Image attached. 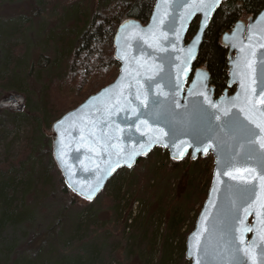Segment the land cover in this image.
<instances>
[{"label": "water", "instance_id": "95a60500", "mask_svg": "<svg viewBox=\"0 0 264 264\" xmlns=\"http://www.w3.org/2000/svg\"><path fill=\"white\" fill-rule=\"evenodd\" d=\"M224 1L227 0H221L210 13L206 25L202 23L204 16L200 12L181 21L180 17L185 9L180 8L179 4L183 0H167V5L163 0H155L145 24L132 18L121 22L112 42L113 57L119 64L116 78L55 120L50 132L52 158L61 173L64 185L73 194L89 202L102 192L108 181L119 170L133 168L139 160L146 158L156 148L166 151L170 159L176 162L188 157L194 161L210 154L213 158L210 185L194 226L185 239L184 257L190 264H196L197 259L201 260V264H226L233 243L239 244L241 238L240 232L230 234L227 228L230 221V200L236 199L238 195L234 189L229 191L228 186L235 185L238 181H233L224 175H220L218 180L217 173L231 170L225 166V162L231 154L240 150L237 144L243 141L238 140L239 134L234 133L228 126L229 121L222 112L217 113L220 116L219 120L211 119L210 113L215 112L216 109L210 108L204 97L206 96L213 103H219L221 98H224L221 106L229 109L230 113L239 114L243 119L244 113H239V108L244 107L247 112L249 105L243 102L244 93L240 87V76L233 75L234 72L238 74L243 72L244 83L255 108L264 111V104L259 102L264 97L260 95L259 89L254 96L251 93V89L256 87L252 83L256 78V72L252 69L258 71L259 62L264 58V47H261L264 45V8L246 20L237 21L231 30L221 37L222 45L228 49L227 88L222 94L215 96L214 87L210 85V76L205 68H193L209 23ZM158 4H160L159 10ZM154 16L157 17L155 22ZM197 17H199L198 29L194 36L185 42L189 27ZM126 22H132L139 27L129 26L122 29V25ZM181 23L183 30H180ZM237 25H241V28L237 29ZM149 26L152 27L151 32L148 31ZM173 29L178 31L180 37L178 40ZM233 32L236 33L234 36ZM136 34L140 37L139 40L135 38ZM226 36L228 39L225 38ZM249 36L251 40L248 39ZM194 43L192 58L186 60L188 49ZM238 58L239 67H237ZM198 72L207 74L206 79L201 77L202 83L197 80ZM122 75L123 80L120 79ZM150 78H155L156 83L150 85L148 83ZM170 81L180 86L173 89L169 86ZM116 85L119 86L114 87ZM229 90L232 92L229 93ZM202 92L204 96L200 95ZM237 93H241V101L238 102L239 106L234 108L228 101ZM137 95L139 99L136 98ZM18 99H21V96H9L5 102L14 103ZM154 100L160 103L154 104ZM141 102L147 105V108L142 109L146 113L161 112L162 115L158 120L148 114L141 116L140 119L147 121V124L137 121L136 126L139 131L133 129L132 136L128 139L125 120L134 119L131 116V109H140ZM200 104H203L208 111L202 110ZM21 108L22 104L19 106V109ZM115 108L123 111L116 112ZM106 109L113 114L108 115ZM256 118L260 119L258 115ZM60 121H63V124L58 123ZM217 124L221 127L216 128ZM117 126L124 131H117ZM107 136L119 137L111 140L112 144L117 145V149L103 150V145L108 142ZM208 136L212 139H206ZM156 137L161 138L159 143L150 142V138L154 141ZM209 145L212 147H209L205 154L203 148ZM117 150L120 151L119 167L115 164ZM132 152L138 154L125 163L127 155ZM109 153H112L111 158ZM218 159L221 161L219 165ZM109 161L112 162L115 170L105 174L103 169L107 167ZM236 167L256 168V165L238 163ZM259 174L257 169L256 173L247 175L251 179ZM98 176H103V179L91 200L73 191V187L87 190L89 185L95 186ZM254 182L257 184L261 200H264L262 182L259 180ZM214 188L216 191H213ZM258 207L257 204L253 208V215L247 217L248 226L254 224V212ZM240 215L243 217V210ZM198 232L200 234L197 236ZM254 235V232L244 234L245 244L241 247L251 244ZM197 241L200 245L199 250L195 247ZM205 251L208 255H205Z\"/></svg>", "mask_w": 264, "mask_h": 264}, {"label": "trees", "instance_id": "16d2710c", "mask_svg": "<svg viewBox=\"0 0 264 264\" xmlns=\"http://www.w3.org/2000/svg\"><path fill=\"white\" fill-rule=\"evenodd\" d=\"M71 1L56 0V4H51L52 6H49L50 4L46 3L45 0L31 1L30 15L33 18L38 17L41 11L45 9L47 11L48 9L55 10L58 7L66 8L73 4L69 3ZM154 3L155 0H118L100 7L87 19L82 17L78 20V29L74 33L75 35L70 36V39L67 37L62 44L59 42L62 48L46 50L44 53L39 52L36 54V59L32 62L28 73H33V70L36 71V75L39 76L40 81L43 83L45 88L43 102L41 108L39 107L38 110L31 111L28 115L31 119L32 130L24 151L15 160L6 159L0 164V264H9L10 262L8 256H10V247L12 245L5 246L3 244V241L6 240L4 236L5 230L8 227L16 226L23 222H32L34 219L33 213L26 208L24 202L25 197H27L26 194L31 192L34 187L40 191H44L47 195H51L54 192V184H57L63 196L69 198L72 204H75L76 201H82L75 197L64 185L61 173L52 156L48 158L46 163L42 161V155L38 154V152L39 150L42 151L43 144L41 141H38L40 139L38 137L45 134L44 129L48 132L50 125L64 113L77 107L87 97L98 92L116 78L119 64L113 57L114 49L112 42L117 27L121 22L129 18L145 24L149 19ZM263 8L264 0H227L220 5L213 15L204 34L193 68L203 67L207 70L210 76V85L215 90V96H219L227 88L228 49L221 43L222 34L229 31L237 21L254 16ZM198 22L199 18H196L191 23L185 39L186 42L196 33ZM8 48L10 50H6L4 57L6 58L5 68L8 71L10 69V72L0 77V92L6 87L22 91L20 90L16 69H22L20 60L23 57H27L26 49L23 44H10ZM8 51L11 55L7 54ZM61 58L63 59V64H57V59L61 61ZM229 92L231 93L232 90H229ZM10 95L3 96V98ZM5 113L8 114L7 111H3L2 115ZM21 115L27 116L24 113H21ZM49 155L51 153H48ZM165 156L168 158L171 167H177L182 163V161L176 162L171 160L168 153ZM149 158L150 155L145 159H141L135 167L148 161ZM188 162L191 166L200 163L203 168H208L212 171L213 158L211 155L195 161L188 159ZM128 171L127 169L120 170L109 180L104 190L96 199L88 203L91 204L96 202V200L98 201L108 189L111 190L109 194L112 195V207L114 206L115 210L125 199V194H129L131 200H135L132 183L127 182L124 190H122L124 186L122 184L123 176ZM187 174L188 171L185 172V177ZM21 176L23 179L21 182H18L17 180ZM146 176L143 172V177ZM210 178L211 174L208 177L204 191L197 193L190 188L187 190V193L184 192L189 186L179 191L180 197L186 194L183 208L170 207L165 212V216L160 217L159 220L155 219L156 222L149 220V224H146L147 226H143L140 222V226L143 229L147 228L140 233V235H143V239L148 229L152 230L149 236L151 235L153 239L144 242L143 246H141L143 241H133V244L127 246L125 251L126 256L138 255L142 257L145 254V258H148L146 256L153 251L155 252V249L158 248L156 251H159V254L155 264H180L181 261L189 264L184 257L185 244L181 230L187 220L190 208L194 206L192 196L196 197V203H200L194 215L196 219L205 200ZM131 205V202H127L123 208V210L127 207L129 209L123 220L124 233L127 220L133 217ZM66 213L68 212H57V226L61 227L60 223ZM84 213L86 212L76 214L74 218V231L70 232L72 234L64 239L61 245L64 251L59 256L55 255V258L59 259V264H102V259H109L106 258L104 251H102V244H96L87 240V231H83L88 225L87 218H85V222H80V216ZM140 216H142L141 213L137 214V218L134 216L135 219H132L140 221L142 220H138ZM161 218H165L162 233L159 232V227L163 223ZM49 231L51 232V228H49ZM128 232L130 237L133 238L132 230H128ZM60 234L61 229L56 232V237ZM146 235L148 236V234ZM46 239H48L47 233L37 243V239H34L31 243L36 245L35 249L38 245L37 249L40 250L45 246ZM73 246H75L76 251L70 252ZM138 248L140 250H137ZM2 249L6 250L7 253L5 251L3 253ZM34 256L37 257L35 252ZM138 256H136V259H139Z\"/></svg>", "mask_w": 264, "mask_h": 264}, {"label": "rangeland", "instance_id": "374dc122", "mask_svg": "<svg viewBox=\"0 0 264 264\" xmlns=\"http://www.w3.org/2000/svg\"><path fill=\"white\" fill-rule=\"evenodd\" d=\"M31 1L35 0H0V77L10 72V69L8 71L5 68L6 58L4 57L6 50H10L8 48L10 44H23L27 53V57L20 60L23 70L16 69L22 91L6 87L0 92V164L6 159L15 160L24 151L32 130L31 119L28 115L31 111L41 108L43 102L45 93L43 83L36 75V71L28 73L32 62L36 59V54L62 48L60 43L62 44L67 37L70 39V36L77 32L80 18L87 19L95 10L118 0H72L69 3L73 4L66 8L58 7L55 10L48 9L49 11L43 8L45 10H42L38 17L33 18L30 15ZM45 2L49 3V6L56 4V0H45ZM7 54L11 55L9 51ZM58 63L62 65L63 59L61 58V61L57 59ZM9 94L21 96V99L15 103L5 102L7 98H3V96ZM20 104H22L21 109H19ZM3 111H7L8 114L2 115ZM21 113L27 116H23ZM50 132L51 125L48 132L44 129L45 134L38 137L40 138L38 141L43 144V149L39 150L38 154L42 155V161L45 163L52 156ZM48 153L51 155L48 156ZM166 153V151L155 149L150 154L148 161L133 167L123 176L122 190L127 182L132 183L135 200H131V196L125 194V199L116 210L114 206L112 207L110 189L105 191L98 201L91 204L70 191L75 197L82 200L72 204L69 198L63 196L57 184H54V192L51 195L34 187L31 192L26 194L27 197L24 201L26 208L34 215L33 221L8 227L4 233L6 240L3 241V244L5 246L12 245L10 256H8L9 264H59V259L55 258V255L59 256L64 251L61 245L63 240L72 234L70 232L74 231V218L79 212H86L80 216V222H85V218H87L88 225L83 230L87 231V240L102 244V251L106 258H109L102 259V264H155L159 254V251H156L158 248L155 249V252L149 253L146 256L148 258H145V254L142 257L138 255L126 256L125 254L127 246L133 244V241H143L141 244L143 246L144 242L153 239L151 235L149 236V233L152 232L149 229L146 233L148 236L145 234L143 239V235L140 233L147 228L143 229L140 222L143 226H147L149 220L156 222L155 219L159 220L160 217L165 216V212L170 207L183 208L186 194L180 197L179 191L187 186L189 188L185 189L186 193L190 188L197 193L204 191L211 174V169L203 168L200 163L191 166L188 162L189 158L183 160L177 167H171L165 156ZM186 171L188 174L185 177ZM143 172L144 175H147L146 177H143ZM22 179L21 176L17 181L21 182ZM192 201L194 206L190 208L187 220L181 230L184 244L186 236L194 226L196 209L200 206V203H196V197L192 196ZM127 202L132 203V218L134 216L137 218V214L141 213L142 216L138 220H142L128 219L124 233L123 220L129 209L127 207L123 210V208ZM63 211L68 213L64 214L60 223L61 227H59L56 225V214ZM161 221L163 223L159 227L160 233L163 231L165 218H161ZM49 228H51V232ZM59 229H61V234L56 237V232ZM128 230H132L133 238L130 237ZM45 233L48 236L45 246L39 250L37 245L35 249L36 245L31 242L37 239V243L45 236ZM1 251L6 252L3 249ZM71 251H76L75 246L70 249ZM34 252L37 257L34 256ZM136 256L139 259H136ZM180 264L186 263L181 261Z\"/></svg>", "mask_w": 264, "mask_h": 264}, {"label": "snow or ice", "instance_id": "6c2138e0", "mask_svg": "<svg viewBox=\"0 0 264 264\" xmlns=\"http://www.w3.org/2000/svg\"><path fill=\"white\" fill-rule=\"evenodd\" d=\"M221 0H183L182 3L179 4L180 8L185 9L184 14L180 17L181 21H185L188 17L194 15L196 12H200L204 16L203 24L206 25L208 18L210 16V13L220 4ZM163 3L167 5V0H163ZM160 4L157 5V9L159 10ZM168 14L167 12L165 13ZM157 19L156 16L153 17V21L155 22ZM132 27V28H138L139 25H136L132 22H126L125 25H122V29L126 27ZM241 25H237V29H240ZM180 30H183V23H181ZM149 32L152 31V27L149 26L148 29ZM173 31L176 33L177 40L180 38L178 35V31L176 29H173ZM236 33L233 32V36ZM138 40L140 37L138 34H136V37ZM228 39V37H225ZM165 39H167L165 37ZM249 40H251V36L248 37ZM195 47V43L192 45L191 48L188 49L187 53V59H191L193 55V49ZM261 47H264L262 45ZM164 51V49H161ZM242 51V50H241ZM251 67V65H248ZM237 67H239V58L237 59ZM253 72H256V78L252 81L253 84H255V88L251 89V93L254 96L256 94L257 89H259V93L262 97H264V58H262L258 65V71L257 69H252ZM123 71V70H122ZM234 76L239 75L240 76V87L243 95V102L245 104L249 105V109L246 112L244 107L239 108V113H244V118L241 119L240 115L232 112L230 113L229 109L223 108L221 105L223 103L224 98H221V102L219 103H213L211 100H208V98L205 96V100L207 101V104L210 108L216 109L215 112L210 113V117L212 120H219L220 116L217 115L218 112H222L223 116L226 117L229 121V127L233 130L234 133H238V140H242L243 143H238L237 147L240 149L239 151L231 154L228 158V160L225 162V166L228 169H231L230 171H225L223 173L218 172L217 173V179L219 180L220 175H224L229 177L233 181H238L235 185H229V191H232L233 189L236 191L237 198L230 200V221L227 225L228 232L241 233L240 243L235 244L233 243L232 248L230 250L229 259L227 260L226 264H264V200H261L260 195L258 194V187L257 184L254 182L255 180L261 181V188H264V111L257 110L255 108V104L252 102L251 96H249L248 88H246L244 83V75L245 73H233ZM207 74L198 72L197 73V80L201 81V77L206 79ZM121 80L124 79V76L122 75ZM148 83L155 84L156 79L150 78ZM202 83V81H201ZM196 82L194 81V86ZM119 85H116L114 87H118ZM171 88L176 89L180 85L176 82H171L170 85ZM108 90L106 89L105 92ZM163 95V93H161ZM201 96H204V93H200ZM139 99V95L136 97ZM95 99V98H93ZM241 101V93H237L235 97H232L228 103L231 104L234 108L238 107V102ZM261 104H264V99L259 101ZM117 103L119 101L117 100ZM130 103V102H129ZM154 104H159L160 102L158 100L153 101ZM83 107V106H82ZM111 107V106H110ZM199 107L204 110L208 111L207 108H204L203 104H200ZM147 108V105L141 102V108H132L131 109V116L134 117V119H126L125 123L127 124V132H128V139L131 138L133 129L135 131H139V128L136 126L137 121H139L142 124H147V121H142L140 118L141 116H144L146 114L151 115L154 119H159L162 115L161 112H155V113H146L142 109ZM108 115H112V111H108ZM116 112L123 111V109L115 108ZM251 113V114H250ZM71 115V114H70ZM259 116L260 119L258 120L256 116ZM60 124H63V121L58 122ZM216 128H220L221 125L217 124L215 125ZM117 131L123 132V129H119L117 126ZM91 134V133H90ZM143 135V134H142ZM167 135V133H165ZM112 139H119V137H112L107 136L106 140L108 141L103 145V150L108 151L109 148L111 149H117V145L112 144ZM206 139H212L211 136L206 137ZM161 140L160 137H156L153 141L150 138V142H156L159 143ZM167 146V145H165ZM212 147V145H209L208 147L203 148V151L205 154L208 152V148ZM117 160L115 161L116 167L120 166V151H116ZM138 153L132 152L127 155V160H125V163H128L132 159L134 155ZM112 153H109V158H111ZM237 157L240 159L238 160ZM221 161L218 159L217 164L219 165ZM238 163H244V164H255L256 168H238L236 165ZM129 166L130 163H129ZM257 169H259L260 174L254 175L251 179L248 177V173H256ZM115 169L112 167V162L109 161L107 164V167L103 169L105 174H108L109 171H114ZM99 171V169H98ZM237 173V174H233ZM103 176H98L95 186L89 185L87 190L82 188L73 187V191L78 192V194L85 197V199L91 200L95 194V192L100 187V182L102 181ZM71 186V185H70ZM213 191H216L214 188ZM259 205L258 209L255 210V222L252 226H248L246 224L247 217L249 215H253V208L256 205ZM243 210V217H241L240 212ZM204 231H207V229H204ZM249 232H254L255 235L253 237V240L251 244H249L246 247H241V245L245 244V241L243 239V235ZM200 233L198 232L196 235L198 236ZM234 239V237H233ZM259 241V242H258ZM195 247L197 250H199V242L195 244ZM205 255H208L207 251H205ZM196 264H201V260L197 259Z\"/></svg>", "mask_w": 264, "mask_h": 264}]
</instances>
